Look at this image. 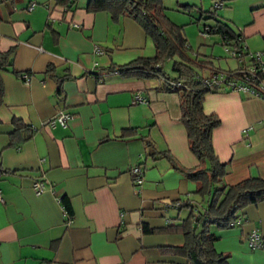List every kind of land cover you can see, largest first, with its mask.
Masks as SVG:
<instances>
[{"label": "crops", "instance_id": "0c3cea01", "mask_svg": "<svg viewBox=\"0 0 264 264\" xmlns=\"http://www.w3.org/2000/svg\"><path fill=\"white\" fill-rule=\"evenodd\" d=\"M70 1L67 7L59 0H0V50H12L1 72L0 264H184L171 249L183 235L166 229V218L177 223L188 214L172 201L191 200L197 208L205 202L194 192L196 182L166 157L146 155L142 138L183 167L198 163L178 94L160 89L155 77L117 71L154 54L135 19L113 20L105 10L89 11V0ZM222 1L217 18L242 36V49H264V0ZM216 34L233 61L203 54L197 59L204 75L239 64L235 48ZM59 110L73 117L64 127L47 124ZM203 110L220 119L211 140L225 163L224 181L264 177V99L207 92ZM134 166L141 168L138 185ZM241 216L240 225L213 227L214 246L229 255L228 264H264V249L246 244L254 226L264 240V199L242 207Z\"/></svg>", "mask_w": 264, "mask_h": 264}, {"label": "trees", "instance_id": "16d2710c", "mask_svg": "<svg viewBox=\"0 0 264 264\" xmlns=\"http://www.w3.org/2000/svg\"><path fill=\"white\" fill-rule=\"evenodd\" d=\"M67 7L70 0H59ZM223 6V1H215ZM89 11L105 10L113 20L120 15H128L135 19L151 38L154 54L137 57L118 66L122 74H133L137 77H155L159 88L176 92L179 97L180 120L186 130L189 150L195 155L198 163L193 167H183L166 150H158L146 137V155L153 158L166 157L174 168L181 171L185 177L196 182L194 192L205 204L197 208L191 200H175L176 208L188 207V214L177 223L168 221L165 228L179 230L183 242L171 247L185 257L184 264H228V254L219 252L214 246L216 235L213 227H230L228 223L241 216L242 207L264 199V177L248 176L234 183L224 181L225 163L217 157L212 140V130L219 125L220 119L215 113L203 110V98L207 92L219 91L203 84L202 78L219 70L233 71L243 67L248 60L246 52L242 51V36L234 33L231 27L214 16L212 24H204L206 33H219L221 38L240 52L239 64L235 68H209L208 74L200 71V60L191 58L187 51V42L182 24H176L165 14L162 0H89ZM241 38V39H240ZM12 50H0V104L3 102L4 86L1 72L7 70L11 63ZM171 63V73L164 69V64ZM48 70V69H47ZM58 83L57 92L60 93ZM15 123L17 122L14 119ZM132 129H124L127 133ZM139 167V166H138ZM140 168V167H139ZM1 170V168H0ZM141 170V168H140ZM64 198H62L63 200ZM70 211L68 204H64Z\"/></svg>", "mask_w": 264, "mask_h": 264}, {"label": "built area", "instance_id": "2783aa9c", "mask_svg": "<svg viewBox=\"0 0 264 264\" xmlns=\"http://www.w3.org/2000/svg\"><path fill=\"white\" fill-rule=\"evenodd\" d=\"M33 2H31L27 6V10H30L33 7ZM214 6H218L217 2H214ZM202 35H206V27L201 30ZM241 39V38H240ZM95 51L98 53H102L103 50L95 47ZM245 51V50H242ZM234 55L240 54V52L236 51V49L231 51ZM247 54L245 55L248 63L243 67L235 69L233 71L219 70L211 75L205 76L202 78V82L204 85L215 88L219 90H228V91H237L246 93L250 96H255L264 99V49L261 50H247L245 51ZM20 76L23 79H28L27 73H21ZM134 101H144V99L135 95ZM73 117V114L66 110H59L55 113L53 119L47 121V124L54 125L58 123L61 126H65L67 120ZM131 175L133 177V181L135 184H140L141 182V170L138 166H134L130 169ZM33 187L36 192H40L43 189L42 182L36 180L33 183ZM173 205V204H171ZM176 203L174 206L176 207ZM166 221H169L166 218ZM242 223V216H238L232 221L228 223L230 227L235 225H240ZM246 244L250 249H264V240L261 234V231L258 226L252 227L247 236H246Z\"/></svg>", "mask_w": 264, "mask_h": 264}, {"label": "rangeland", "instance_id": "374dc122", "mask_svg": "<svg viewBox=\"0 0 264 264\" xmlns=\"http://www.w3.org/2000/svg\"><path fill=\"white\" fill-rule=\"evenodd\" d=\"M215 1L218 0H162V4L165 7L166 16L174 23L183 25L189 44L187 53L191 58L195 59L207 54L215 56L214 59L220 56L222 61H233L232 58L228 57L224 47L217 40L218 34L212 32L208 34L209 37L207 35L203 37L204 35L201 34L204 24H212L214 22V17L208 16L210 15L209 11L213 10L214 16L218 17L221 16V11L225 9V5L214 8ZM170 65L169 61L164 64V69L169 73H171ZM177 213L175 211L171 217H176Z\"/></svg>", "mask_w": 264, "mask_h": 264}]
</instances>
